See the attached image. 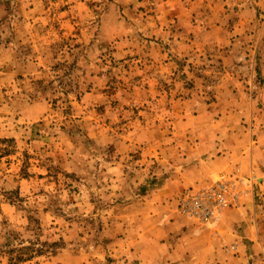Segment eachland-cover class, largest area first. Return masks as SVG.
<instances>
[{"label": "rangeland", "instance_id": "rangeland-1", "mask_svg": "<svg viewBox=\"0 0 264 264\" xmlns=\"http://www.w3.org/2000/svg\"><path fill=\"white\" fill-rule=\"evenodd\" d=\"M194 164L264 204V0H0V264H179Z\"/></svg>", "mask_w": 264, "mask_h": 264}, {"label": "crops", "instance_id": "crops-1", "mask_svg": "<svg viewBox=\"0 0 264 264\" xmlns=\"http://www.w3.org/2000/svg\"><path fill=\"white\" fill-rule=\"evenodd\" d=\"M243 158L245 155H242ZM229 161L223 160L221 165L230 166ZM191 168L194 169L188 172L184 170L172 180L175 182L174 193L179 194L187 187L206 183L217 173L213 169H199L196 164ZM260 175L262 181L259 192L264 199V175ZM175 217L169 223L170 231L163 240L164 255H151L154 261L159 259L169 262L174 259L180 261L179 264H264V204H257L253 197L245 198L240 207L226 209L211 224L201 225L181 215Z\"/></svg>", "mask_w": 264, "mask_h": 264}, {"label": "built area", "instance_id": "built-area-1", "mask_svg": "<svg viewBox=\"0 0 264 264\" xmlns=\"http://www.w3.org/2000/svg\"><path fill=\"white\" fill-rule=\"evenodd\" d=\"M254 179L255 176L251 177L245 186L246 179L223 172L214 182L185 190L179 196V211L199 224H211L227 208L240 206L245 197L253 193Z\"/></svg>", "mask_w": 264, "mask_h": 264}]
</instances>
